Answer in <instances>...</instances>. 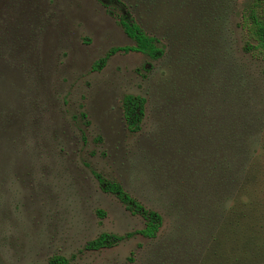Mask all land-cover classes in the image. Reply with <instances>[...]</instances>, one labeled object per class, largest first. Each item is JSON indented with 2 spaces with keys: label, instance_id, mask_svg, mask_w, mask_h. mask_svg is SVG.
I'll list each match as a JSON object with an SVG mask.
<instances>
[{
  "label": "rangeland",
  "instance_id": "1",
  "mask_svg": "<svg viewBox=\"0 0 264 264\" xmlns=\"http://www.w3.org/2000/svg\"><path fill=\"white\" fill-rule=\"evenodd\" d=\"M151 59L97 0H0V264H264V57L247 0H124ZM143 98L137 131L122 116ZM118 182L161 225L104 192ZM124 235L88 249L100 233Z\"/></svg>",
  "mask_w": 264,
  "mask_h": 264
},
{
  "label": "trees",
  "instance_id": "2",
  "mask_svg": "<svg viewBox=\"0 0 264 264\" xmlns=\"http://www.w3.org/2000/svg\"><path fill=\"white\" fill-rule=\"evenodd\" d=\"M97 2L105 8L108 14L116 19L123 33L132 41V45L110 48L104 57L94 63L93 69H99L104 64L105 59L118 50L139 52L151 59H155L161 54V49L157 45V39L145 33L132 15L130 6L124 0H97ZM238 25L244 37L243 50L251 56L264 57V0L245 1L240 9ZM143 103V98L137 95L126 94L122 97L123 120L131 132L137 131L140 126ZM92 173L102 191L114 195L126 210L131 214L139 215L143 219L144 225L137 232L143 237L153 238L161 225L160 215L148 210L132 198L118 182L105 179L99 173ZM129 234L115 235L102 232L95 238L87 241L85 247L88 249L111 247ZM49 263L68 264L62 257H53Z\"/></svg>",
  "mask_w": 264,
  "mask_h": 264
}]
</instances>
